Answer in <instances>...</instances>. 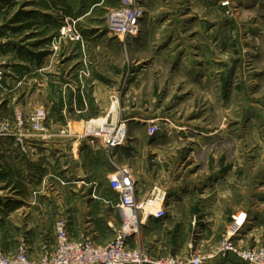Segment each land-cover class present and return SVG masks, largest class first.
<instances>
[{
	"label": "rangeland",
	"instance_id": "374dc122",
	"mask_svg": "<svg viewBox=\"0 0 264 264\" xmlns=\"http://www.w3.org/2000/svg\"><path fill=\"white\" fill-rule=\"evenodd\" d=\"M76 1L79 17L59 27L26 25L31 21L23 19L36 12L39 0H18L10 12L0 9V125L26 132L35 108L50 110L46 133L66 135L82 162V139L97 138L87 133L90 124L126 123L124 143L106 146L97 138L109 151L130 141L138 150L139 161L110 158L113 172L128 167L142 182L165 184L161 190L171 208L166 207L165 226L133 248L149 252V245L161 241L155 251L161 256H200L204 264L213 251L249 264L217 248L230 237L239 250H264V0H230L228 6L214 0H140L135 36H120L111 26L118 0H99L96 6L92 0ZM144 22L152 30L159 27L160 36L144 33ZM141 38L144 44L133 46ZM24 56L42 64L29 65ZM97 83L104 86L99 96L108 105H97ZM64 97L68 103L83 97L88 108L69 104L59 122L53 104ZM143 113L149 121L127 122ZM169 117L177 120L175 126ZM58 181L67 185L74 179ZM91 185L98 191L95 182ZM73 186L79 196L82 185ZM67 196L68 204L74 202L71 193ZM54 223L52 216L48 229ZM13 233L20 244L28 239L9 225L0 231V253L18 252ZM115 235L99 237L110 242Z\"/></svg>",
	"mask_w": 264,
	"mask_h": 264
},
{
	"label": "crops",
	"instance_id": "0c3cea01",
	"mask_svg": "<svg viewBox=\"0 0 264 264\" xmlns=\"http://www.w3.org/2000/svg\"><path fill=\"white\" fill-rule=\"evenodd\" d=\"M17 1H4L0 3V9H8L7 11L10 12L17 6ZM39 1L35 5L36 12L29 14L28 17L26 16L23 19L24 21H31L27 22L26 25L31 26L41 23L44 28L59 27L64 24L65 20L79 17L80 5L76 0ZM214 1L221 5L225 0ZM251 1H258L260 3V0H246V2ZM92 2L96 6L99 0H92ZM85 3L87 4L88 2ZM143 26L144 33L148 30L149 32L153 31L156 37L160 36L161 29L159 27L156 26L157 30L156 28L152 30L149 22H144ZM86 42L89 44L88 40ZM140 43L144 44L143 38L139 42L134 41L133 46ZM24 58L28 61L29 65L33 64L36 66L37 64H42L41 61L35 58H26V56ZM103 87L102 84L97 83L93 92V95L97 97L96 103L99 106L108 105V100L102 101V98L99 96ZM62 102L61 115L64 119L60 120L58 118L59 122L65 120L67 116L65 108L69 104L79 105L82 110L85 107L88 108L83 97L79 98L78 101L73 98L71 103H68L70 99L67 101L64 97L61 98L60 103L57 101L53 105H61ZM48 112L50 115V110ZM133 115L127 118V122L137 118L150 120L148 118L150 116L147 113L139 114L138 116L137 114L136 116ZM114 120L118 121L120 119L115 118ZM167 121L175 126L174 122L177 120L169 117ZM130 131L132 133V127ZM19 134L25 138L24 144L26 146H23V143L17 140L15 136L7 137L0 141V231H6V227L11 225L15 233L21 231L24 235H27L28 239L24 243L28 245L31 253L30 256L34 259L40 257L45 245L53 246L55 244V223L58 219L67 220L69 232L75 238L86 235L92 236L98 244L108 243L101 241L99 236L111 231L116 233L122 223L117 207L119 196L111 188L109 180L110 176L116 172H113L114 167L111 162L113 160L110 161V158H121L126 162L136 159L139 161L138 150L135 146L132 147L131 141L119 149L109 151L101 146L103 142L97 140V138L95 140L82 139L80 153V156L82 155V162H77L75 158L79 154L75 156L74 148L69 149L68 141H65L66 138H64L66 135L62 133L47 134L45 132L44 134H34L30 131H19ZM157 143V145H160V142ZM70 177L74 179V182L67 185H63L58 181V179L62 178L69 180ZM137 179L139 200L145 201L151 195L154 182H149L145 178L143 179L146 182H142L139 177ZM94 182L98 185V191L94 189V186L91 187V184ZM102 182H108V184L105 185ZM73 185H78L79 188L82 185V192L79 196V189ZM154 186L158 187V185ZM161 187L165 188V184L158 188L161 189ZM65 193L66 196L71 193L76 205L73 200L68 204L69 198L68 196L66 198ZM96 194L98 195V199L94 198ZM96 205H100L102 210L97 211ZM165 206L169 210L171 209L168 205L165 204ZM52 216H55V223L53 230H50L46 223ZM33 217L40 220L37 227L30 221ZM164 219H159L154 215L145 217L140 233L130 239V246L136 247L133 245L134 242H138L140 238H143L149 232L164 227ZM27 220L29 221L26 225ZM13 239L15 244L22 245V243L20 244L19 237L14 236ZM142 244L143 246L146 245V243ZM148 248L151 254L161 256L160 253H155L156 250L161 249V241L149 245ZM212 252L208 254L204 264H246L233 254L228 255L227 258H223L219 254L217 255ZM192 256L187 255V257Z\"/></svg>",
	"mask_w": 264,
	"mask_h": 264
},
{
	"label": "built area",
	"instance_id": "2783aa9c",
	"mask_svg": "<svg viewBox=\"0 0 264 264\" xmlns=\"http://www.w3.org/2000/svg\"><path fill=\"white\" fill-rule=\"evenodd\" d=\"M118 7L111 12L110 23L118 35L135 36L140 31L142 9L140 0H118ZM230 5V0L222 2ZM48 112L39 108L26 119L28 131L34 134H44L47 131ZM20 114L18 122L22 123ZM106 122V121H105ZM103 123L95 128V137L101 139L106 146H116L124 143L127 136V124L119 126ZM20 130L0 125V141L8 136H17L26 146ZM103 134L98 136L97 134ZM111 188L118 193L117 205L121 215V226L117 229L115 238L106 243L98 244L92 236L73 237L66 219H58L55 223V244L45 245L39 258L30 256L28 245L23 243L18 252L13 255L0 253V264H202L200 256L190 259H179L173 255L153 257L149 252L130 246V239L138 235L143 219L154 215L159 219L166 216L165 192L155 187L152 194L145 200H139L137 181L128 167L117 170L109 178ZM152 210H151V209ZM219 253L234 252L249 264H264V250H239L230 237L224 238L218 248Z\"/></svg>",
	"mask_w": 264,
	"mask_h": 264
},
{
	"label": "bare ground",
	"instance_id": "6f19581e",
	"mask_svg": "<svg viewBox=\"0 0 264 264\" xmlns=\"http://www.w3.org/2000/svg\"><path fill=\"white\" fill-rule=\"evenodd\" d=\"M98 120H101V119H98ZM98 120H97V121H98ZM101 122H103V121H101ZM104 122H105V121H104ZM104 122H103V123H104ZM103 123H102V124H103ZM97 126H98V125H96V124L94 125L93 123L90 124V125L87 127V129H86V130H87V133H88V134H95V128H96ZM97 135H98V136H102L103 134H99V133H98ZM150 209H151V208H150Z\"/></svg>",
	"mask_w": 264,
	"mask_h": 264
},
{
	"label": "trees",
	"instance_id": "16d2710c",
	"mask_svg": "<svg viewBox=\"0 0 264 264\" xmlns=\"http://www.w3.org/2000/svg\"><path fill=\"white\" fill-rule=\"evenodd\" d=\"M62 107H63V102H62L61 105H56V106L53 107V109H54V110H53L54 113H55L56 115H58V118H59L60 120H63V119H64L63 116L61 115Z\"/></svg>",
	"mask_w": 264,
	"mask_h": 264
}]
</instances>
